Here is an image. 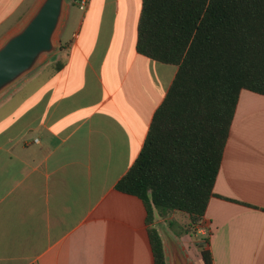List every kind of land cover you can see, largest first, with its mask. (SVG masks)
<instances>
[{"label":"crops","instance_id":"0c3cea01","mask_svg":"<svg viewBox=\"0 0 264 264\" xmlns=\"http://www.w3.org/2000/svg\"><path fill=\"white\" fill-rule=\"evenodd\" d=\"M40 1L0 0V44ZM69 8L55 51L0 95V264H155L146 207L116 185L178 68L137 51L142 0H91L64 40ZM214 193V264H264L263 94L240 92Z\"/></svg>","mask_w":264,"mask_h":264},{"label":"trees","instance_id":"16d2710c","mask_svg":"<svg viewBox=\"0 0 264 264\" xmlns=\"http://www.w3.org/2000/svg\"><path fill=\"white\" fill-rule=\"evenodd\" d=\"M136 48L178 69L116 188L143 201L154 263L168 264L156 217L179 238L204 221L240 92L264 95V0H142Z\"/></svg>","mask_w":264,"mask_h":264},{"label":"water","instance_id":"95a60500","mask_svg":"<svg viewBox=\"0 0 264 264\" xmlns=\"http://www.w3.org/2000/svg\"><path fill=\"white\" fill-rule=\"evenodd\" d=\"M67 1L41 0L22 26L0 44V95L55 51ZM171 257L172 264H187L176 244L171 246Z\"/></svg>","mask_w":264,"mask_h":264},{"label":"rangeland","instance_id":"374dc122","mask_svg":"<svg viewBox=\"0 0 264 264\" xmlns=\"http://www.w3.org/2000/svg\"><path fill=\"white\" fill-rule=\"evenodd\" d=\"M66 4V9L64 10V17L62 19L60 28L58 29L56 36H55V41L58 43L59 41V35H60V30L63 25H65V16H67V7H69V13L72 12L71 14V20L69 21L65 31H64V40H71L72 39V34L73 32L77 29L78 23L80 21L81 15L83 13L82 10H80L78 7L73 5L70 0H68ZM65 27V26H64ZM164 220H162L161 223H163ZM164 227V239L166 242V247L169 252V260L168 264H172V257H171V246L173 244H176L179 249L181 250V254L184 257L185 261L187 264H198L197 258L194 257V255L190 256L188 248L185 246V243H188L190 248H193L194 246L197 248L196 254L199 255L198 252H201L202 247L207 245V241L210 239V234L211 230L210 227L206 224L205 221H202L199 225H195L192 228V233L190 235H186L185 240H182V237L175 238V235L173 232L170 230L167 222L163 225ZM200 243V247H199Z\"/></svg>","mask_w":264,"mask_h":264},{"label":"built area","instance_id":"2783aa9c","mask_svg":"<svg viewBox=\"0 0 264 264\" xmlns=\"http://www.w3.org/2000/svg\"><path fill=\"white\" fill-rule=\"evenodd\" d=\"M90 2L91 0H74V3L82 11H86L88 9Z\"/></svg>","mask_w":264,"mask_h":264}]
</instances>
